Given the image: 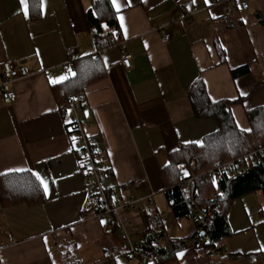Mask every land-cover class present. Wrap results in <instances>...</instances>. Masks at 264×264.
I'll return each mask as SVG.
<instances>
[{"label": "crops", "instance_id": "crops-1", "mask_svg": "<svg viewBox=\"0 0 264 264\" xmlns=\"http://www.w3.org/2000/svg\"><path fill=\"white\" fill-rule=\"evenodd\" d=\"M97 1L42 0L33 18L29 0H0V177L31 173L44 181L37 180L40 201L0 202V264H90L93 256L84 257L82 249L93 245L102 260H133L118 227L94 218L93 197L60 110L79 94L86 107L78 115L97 139L114 200L155 193L153 224L122 214L139 228V243L161 231L162 246L183 243L173 264H264L262 191L230 202L231 235L214 250L206 248V238L196 236L201 230L190 217L174 216L166 196V168L180 149L201 145L219 128L215 117L194 113L189 100L194 85L203 83L212 103L243 97L244 103L231 106L243 131L251 129L246 111L264 106V0H233L231 16L225 14L229 0H183V7L172 0H115V6L109 0L118 31L101 9L100 35L107 40L112 33L116 45L94 64L86 58L96 53L97 30L86 12ZM245 1L247 10L241 6ZM161 29L171 36L169 43L162 42ZM69 47L77 49L79 80L64 85L66 75L48 77L45 72L67 62ZM122 52L132 57L130 70L112 66ZM10 60L19 72L5 85L17 96L11 103L2 93V65ZM242 66L250 72L235 79L232 70ZM89 68L99 72L81 81ZM179 162L177 184L180 169L185 177L194 176ZM142 178L147 179L144 185H132ZM24 180L13 177L10 182ZM220 194L216 186L212 196ZM165 207L168 222L159 219Z\"/></svg>", "mask_w": 264, "mask_h": 264}, {"label": "trees", "instance_id": "trees-1", "mask_svg": "<svg viewBox=\"0 0 264 264\" xmlns=\"http://www.w3.org/2000/svg\"><path fill=\"white\" fill-rule=\"evenodd\" d=\"M41 3L42 0H29L33 18L39 16ZM101 9H106L107 14L111 15L109 0L95 2L93 7L86 12V16L90 26L97 30V45L108 48L114 37H112V33H109V39L103 40L102 38L105 37L100 35L103 22ZM107 22L110 26H116L118 31V24L113 16ZM86 60L92 61L94 64L100 63L99 59L94 57H88ZM77 62L75 60V71L67 77L64 85H70L79 80L77 77ZM98 72V69L95 68L87 69L82 74L81 81H88L89 74L93 73L95 75ZM249 72L250 68L248 66H242L232 70V75L236 79ZM189 100L198 118L215 117L219 128L216 133L205 137L201 145L183 146L166 168V196L172 202L173 214L177 218L192 217V203L188 194L180 184H177L179 181V161H184L190 168V172L197 176L202 171L212 170L219 161L220 163H232L239 157L264 146V106L246 111L251 129L250 131H243L236 125L231 111V106L234 103H244L243 97L236 101L212 103L203 83L200 82L190 90ZM13 177L26 180H24V183H20V181L12 183L10 181ZM216 186L221 192L218 197L212 196ZM195 190L200 192L198 203L201 206H211L214 209L211 221L201 231H198L196 236L200 239H207V249H217L218 243L231 235L227 220L230 202L258 191H262L264 194V155L235 175L231 176L227 173L218 176L208 175L201 182L196 181ZM39 193H41V186L31 173L0 177V202L3 204H15L19 200L29 198H34V202H37L40 201L37 197L38 195L41 196ZM161 234V231L156 234L153 233L149 242L140 244L154 252L155 264H173L177 252L183 248V243L174 241L169 246H162V244V247L156 248L154 242L156 239L162 238Z\"/></svg>", "mask_w": 264, "mask_h": 264}, {"label": "built area", "instance_id": "built-area-1", "mask_svg": "<svg viewBox=\"0 0 264 264\" xmlns=\"http://www.w3.org/2000/svg\"><path fill=\"white\" fill-rule=\"evenodd\" d=\"M176 5L184 6L183 0H172ZM242 9L247 10L249 4L247 1L242 3ZM235 7V2L229 0L225 14L227 16L232 15V10ZM163 33L162 42L169 43L171 36ZM116 45L115 41H112L111 46ZM106 48L98 46L94 57L100 59L103 51ZM77 49L75 47H69L67 49V62L61 66L54 67L46 70L45 74L48 77L54 76L57 73H63L66 77L70 76L74 72L75 55ZM131 55L126 52H122L118 61L112 63L113 65L121 64L126 70L132 68ZM19 76V72L13 61H6L2 65V93L3 99L9 103L15 102L17 96L14 92L7 91L5 85L8 82V78H16ZM86 107V98L84 95H76L67 101L66 105H61L60 110L64 112L67 119V126L69 134L73 139L74 150L77 153L80 169L83 172L84 184L86 189L93 197V210L94 218H102L106 220L110 225H116L120 231L124 245L128 249L131 256L136 257L141 264H155L156 258L154 252L143 247L138 239L140 238L139 228L130 219H125L122 214L133 213L142 217L147 223L153 224L154 216L150 212V208L154 206L155 193H151L149 196L140 199L130 200H114L112 196L111 186L108 182V171L103 164L102 157L97 150V139L88 134L86 130V123L82 121L78 115V111ZM69 112V114L67 113ZM68 115V116H67ZM262 155H264V147H261L252 153L239 157L232 163H218L215 167L197 176L185 177L183 169H180V185L182 189L188 194V197L192 203V222L202 230L211 221L214 209L211 206H201L198 203L199 195L195 190L196 181H202L206 176H218L223 173L228 175L239 173L242 168L249 166L251 163H255ZM147 182V179H135L132 185L140 187ZM159 219L164 222L165 214L161 213ZM163 244V239L158 238L154 242V247H159ZM213 257L214 253H210Z\"/></svg>", "mask_w": 264, "mask_h": 264}, {"label": "rangeland", "instance_id": "rangeland-1", "mask_svg": "<svg viewBox=\"0 0 264 264\" xmlns=\"http://www.w3.org/2000/svg\"><path fill=\"white\" fill-rule=\"evenodd\" d=\"M164 210H165V220H164V222H168V208L165 207ZM95 247H97V246L95 245ZM95 247L93 245V248H92L93 250L92 249L91 250H86L87 248H85V247L82 249V251H83L82 254H83L84 257L89 256V254H91V256H93L92 257L93 260H92V262H90V264H141V262L136 257H133V256H132V258H133L132 261L131 260H126V259L120 260L118 258H115L116 260L115 259H110L108 261L102 260L101 259L102 256L100 254H98V251L96 250ZM99 261H101V262H99Z\"/></svg>", "mask_w": 264, "mask_h": 264}, {"label": "snow or ice", "instance_id": "snow-or-ice-1", "mask_svg": "<svg viewBox=\"0 0 264 264\" xmlns=\"http://www.w3.org/2000/svg\"><path fill=\"white\" fill-rule=\"evenodd\" d=\"M22 2H23V0H22ZM113 3L115 6V0H113ZM193 143H198V142H193ZM34 175H35V173H34ZM37 180H39L41 184H44V181L39 176H37Z\"/></svg>", "mask_w": 264, "mask_h": 264}]
</instances>
